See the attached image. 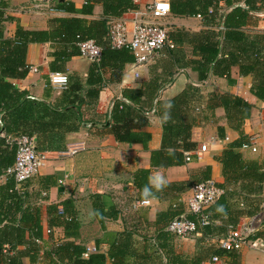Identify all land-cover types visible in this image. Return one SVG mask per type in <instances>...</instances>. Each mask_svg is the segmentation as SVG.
<instances>
[{"label":"crops","instance_id":"crops-1","mask_svg":"<svg viewBox=\"0 0 264 264\" xmlns=\"http://www.w3.org/2000/svg\"><path fill=\"white\" fill-rule=\"evenodd\" d=\"M247 1L220 0L214 20L169 17L166 22L170 27L176 49L162 51L155 62L139 70V78L130 70L132 63L126 67L121 81L117 83L110 82L111 71L105 70L104 87L98 99L92 101L90 107L87 106L88 102L91 103L88 100L81 108L86 123L75 122L73 114H63L61 122L59 114L44 120L42 125L48 123L44 129H39V125L35 127L36 124L33 122L27 124L26 130L37 131V135L33 137L36 139L37 150L45 156V164L38 175L18 188L16 184V188L19 193L23 190L27 194V202L41 208V222L46 241L52 237L46 235V230L50 229L48 208L58 206V215H61L63 209L60 205L71 200L73 212L80 224L79 238L76 242L86 248H96V243L104 241L106 234L113 236L126 229L130 230L134 223L142 221L141 228L147 230L149 244L152 246L149 252L152 254L154 251L157 254H154L155 264H170L166 258L167 251L170 254L174 252L175 255H181L182 259L188 260L189 263L199 260V264H226V255L218 247L219 241L231 228H236L253 218L264 202V193L246 198L238 193L237 186L227 184L218 160L226 147L238 141L242 134L246 138L256 136L257 153L241 148L235 153L245 162H258L264 169V103L252 94L253 86L258 85L264 78V65H257L255 75H240L244 62L250 60V64H255L259 56L264 57V0H249L257 11L249 13L247 25L242 29L243 42L228 37L225 34L226 29L221 26L224 14L236 7H246ZM62 2L68 7H74L76 12L58 11L52 14L47 9L32 12L31 0H8L5 9V17L8 19L6 36L14 38L18 26L28 30H49L52 28V20L56 18H81L89 24L102 19L101 5L94 6L92 15H83L81 10L86 0H60L53 2L52 6L57 8ZM228 2L230 6L227 5ZM105 40L106 36L101 39L103 42ZM216 43L221 47L222 58L232 60L234 66L231 67L228 76H217L210 71L207 79L201 81L198 70L194 68L195 64L189 63L200 60L196 51L197 46ZM52 52L50 44L29 45L26 57V64L29 66L27 76L10 82L20 92H26L30 97L58 109L61 113L68 106L70 98L64 95L65 90H58L51 84ZM92 64L80 56L73 57L67 64V75L70 78L85 79ZM169 65L175 75L172 83L159 93V102H168L186 93L183 100L185 102L180 105L183 110L186 109L193 115L195 112L205 111L207 106H220L221 98L230 96L243 99L253 106V110L250 118L242 125L241 133L235 129L234 123L227 120L221 107L216 108L213 115H206V119H198V124L192 130V142L197 143V150H201L204 145L208 146L207 152L202 153L200 159L193 157L190 163L183 166L157 169L151 165V152L162 147L164 126L162 114L154 109L150 125L142 130L152 137L147 150L142 145L117 142L110 131L108 120L113 104L122 98L125 90H141L152 74L162 73ZM220 127L224 128V137L219 135ZM2 128L4 127L1 124V130ZM79 145H83L84 150L75 156L68 157L62 154L70 146ZM14 159L11 150L0 141V172ZM207 169L211 171L210 179L218 186H224L225 188H221L227 192L224 213L211 215L208 212L211 220L209 228L201 230L198 236L188 240L182 241L169 234V245L166 250L162 249L160 246L163 242L158 240L157 233L163 229L165 222L156 224L158 216L179 210L188 214L192 186L207 180ZM138 170H148L149 180L150 177L162 176L164 185L160 189L153 188L151 197H142L134 185V176ZM95 196H100L107 212L115 207L120 213L116 221L106 220L105 229L94 214ZM210 210L212 211L211 208ZM231 222H236V226L232 227ZM52 229V242H63L64 230L55 227ZM251 240L250 245L238 252L241 264H264V224L258 227ZM138 242L142 247L141 238ZM100 248L103 252L109 249L105 242L101 243ZM214 257L218 259L217 262H213ZM25 264L30 263L25 260Z\"/></svg>","mask_w":264,"mask_h":264},{"label":"trees","instance_id":"trees-1","mask_svg":"<svg viewBox=\"0 0 264 264\" xmlns=\"http://www.w3.org/2000/svg\"><path fill=\"white\" fill-rule=\"evenodd\" d=\"M7 2L8 0H0V132L2 124L6 136L32 137L37 135V131L26 130L29 122L35 123V127L39 125V129H44L48 124L45 122L42 125L44 120L59 114L60 118L63 114H73L75 122L86 123L83 120L81 108L88 100L91 103L88 102L87 106L90 107L93 104L92 101L98 99L104 87L103 72L111 71L110 82L117 83L121 81L126 67L134 62L129 49H111L107 40L101 41L107 36L111 21L121 19L129 11L137 8L134 0H86L81 13L92 15L94 6L101 5V20L89 24L81 18H56L52 20V28L49 30H28L18 26L14 38L6 36ZM219 3L220 0H170V17L201 16L204 20H214ZM247 4L246 7L232 9L221 19V26L226 29L225 34L240 42L244 39L242 29L247 25L249 13L257 11L251 6L249 0ZM227 5L231 4L228 2ZM57 9L61 12H76L74 7H68L63 2ZM88 40H94L102 47L100 61L92 64L85 79L70 78L67 75V64L73 57L80 56L77 45ZM31 44H50L53 49L50 71L68 76L69 84L64 95L69 96L70 101L61 113L58 109L30 97L26 92H20L10 82L27 76L29 66L26 64V57ZM196 51L200 60L189 64H195L194 68L198 70L201 81L207 79L210 71L217 76H228L231 67L234 66L232 60L222 58V50L217 43L199 45ZM258 64L264 65L263 56H259L255 64H250V60L244 62L240 75H255ZM174 75L169 65L162 73L152 74L141 90H125L122 98L113 104L109 114V128L115 140L129 145H142L145 150L152 137L142 130L150 125V117L154 109L162 114L164 118L162 147L158 151L151 152V165L157 169L185 165V154L195 152L198 148L197 143L192 142V130L198 124V119H206V115H213L216 108L221 107L225 111L227 120L234 123L235 129L241 133L242 125L250 118L253 110V106L243 99L230 96L221 98L220 106H207L205 111L195 112L193 115L186 109L183 110L180 105L185 102L183 100L186 98V93L171 101L159 102V93L172 83ZM252 94L264 103V78L258 85L253 86ZM61 122H63L62 118ZM219 135L224 137L223 127L219 128ZM248 140L249 138L242 134L238 141L226 147L218 159L222 165L225 182L237 186L238 193L246 198L264 193L262 165L258 162H245L239 154L235 153ZM0 141L11 150L14 156L16 155V147L7 145L2 137ZM14 162L15 159L2 172L11 167ZM210 173V169H207V180H210ZM134 177V185L140 192L144 186L149 185L148 170H138ZM15 188L16 183L13 178L0 186V264H25V260H28L30 264H155L154 254L156 253L149 252L152 246L149 244L148 232L141 228L142 221L140 223L138 220L130 230L126 229L113 236L106 234L104 241L100 240L96 243L97 252L86 257L87 248L76 242L79 238L80 224L73 212L74 206L71 200L60 205L63 209L62 215H58V206L48 208L50 230L54 227L62 228L65 240L61 243H53L52 233L50 240L46 241L41 222V208L27 202V194L23 190L19 193V190ZM226 193L211 207L212 211L208 210L211 215L224 213L227 202ZM93 210L104 229L106 220L116 221L120 215L115 207L107 212L100 196L94 197ZM183 214L184 212L179 210L158 216L156 224L165 222L163 229L157 233L158 240L163 242L160 246L162 249L166 250L170 241V236L165 231L166 227L172 220ZM188 217L194 219L192 215ZM231 225L235 227L236 222H231ZM140 238L142 247L138 242ZM104 242L109 247L107 252H103L100 248L101 243ZM222 252L226 255V264H241L238 252ZM166 258L170 264L200 263L199 260L189 263L188 260L182 259L181 255H175L174 252L170 254L168 251Z\"/></svg>","mask_w":264,"mask_h":264},{"label":"built area","instance_id":"built-area-1","mask_svg":"<svg viewBox=\"0 0 264 264\" xmlns=\"http://www.w3.org/2000/svg\"><path fill=\"white\" fill-rule=\"evenodd\" d=\"M60 0H31L32 12L47 9L50 13L59 10L53 7V2ZM137 8L129 11L121 19L110 23L106 40L111 49H129L134 57L130 70L135 72L136 78L140 77L139 70L155 62L165 49L175 50L176 44L171 36V30L166 20L171 16L170 0H134ZM202 20L201 16H197ZM80 57L92 63H98L102 56V47L96 41L88 40L78 45ZM51 84L58 90H66L69 84L68 76L61 73H52ZM6 140L7 145L16 147L14 164L0 173V186L13 178L17 188L39 174L45 164V156L36 148V139L31 136H6L0 134ZM228 141V138H226ZM258 137L249 138L241 149L257 153ZM208 146L204 145L201 150L185 154V162L190 163L193 157L201 158L206 153ZM84 150L83 145L70 146L62 153L64 156L73 157ZM16 188V190H17ZM225 194V190L210 179L194 184L192 194L188 200V214H183L172 220L167 226V233L180 240H188L201 233L203 228L211 225L208 210ZM62 215V213L60 212ZM192 215L194 219L188 216ZM264 224V202L260 211L248 222L236 228H231L227 235L219 243V249L226 252H239L243 247L252 243L251 238L258 231V227ZM53 230H46L50 236ZM96 248H87L86 257L96 253ZM216 257L213 262H217Z\"/></svg>","mask_w":264,"mask_h":264},{"label":"clouds","instance_id":"clouds-1","mask_svg":"<svg viewBox=\"0 0 264 264\" xmlns=\"http://www.w3.org/2000/svg\"><path fill=\"white\" fill-rule=\"evenodd\" d=\"M170 107V105H168ZM167 117L165 116V119ZM164 178L162 176H156V177H150L149 185L144 186L141 189V195L142 197L148 198L153 195L152 189H160L164 185Z\"/></svg>","mask_w":264,"mask_h":264},{"label":"water","instance_id":"water-1","mask_svg":"<svg viewBox=\"0 0 264 264\" xmlns=\"http://www.w3.org/2000/svg\"><path fill=\"white\" fill-rule=\"evenodd\" d=\"M4 132H5V129H4V128H2V130H1V134H4Z\"/></svg>","mask_w":264,"mask_h":264}]
</instances>
